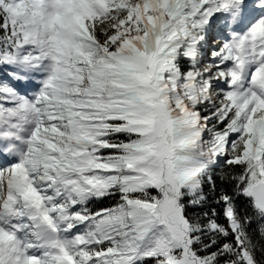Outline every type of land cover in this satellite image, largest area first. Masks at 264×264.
Masks as SVG:
<instances>
[{"label": "snow or ice", "instance_id": "snow-or-ice-1", "mask_svg": "<svg viewBox=\"0 0 264 264\" xmlns=\"http://www.w3.org/2000/svg\"><path fill=\"white\" fill-rule=\"evenodd\" d=\"M0 264H264V0H0Z\"/></svg>", "mask_w": 264, "mask_h": 264}, {"label": "trees", "instance_id": "trees-1", "mask_svg": "<svg viewBox=\"0 0 264 264\" xmlns=\"http://www.w3.org/2000/svg\"><path fill=\"white\" fill-rule=\"evenodd\" d=\"M212 206H213V207H216L218 213H220V212L222 211V209H221L219 206H217V205H215V204H213ZM221 222H224V221H223V217H221Z\"/></svg>", "mask_w": 264, "mask_h": 264}]
</instances>
